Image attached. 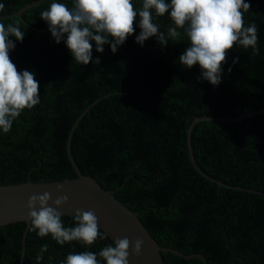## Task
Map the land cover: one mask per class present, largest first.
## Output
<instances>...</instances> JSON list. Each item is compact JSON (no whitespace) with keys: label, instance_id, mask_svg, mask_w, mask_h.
Here are the masks:
<instances>
[{"label":"trees","instance_id":"obj_1","mask_svg":"<svg viewBox=\"0 0 264 264\" xmlns=\"http://www.w3.org/2000/svg\"><path fill=\"white\" fill-rule=\"evenodd\" d=\"M34 1L0 0V22L18 23L25 34L22 42L9 37L15 44L11 61L18 71L34 73L40 92V102L25 109L8 133L0 129V185L75 178L67 139L89 111L75 140L77 163L145 220L159 245L200 254L207 264H264V198L202 177L187 147L195 117L240 116L264 108V0H245L250 4L245 26L256 25L259 54L234 46L217 86L202 79L198 64L188 68L179 63L190 46L183 30L178 42L166 46L155 36L142 46L137 43L138 15L134 34L115 53L109 44L103 53L96 52L93 41V62L80 64L66 36L56 43L40 19L52 2L71 8L73 0L28 9L21 15L25 22L9 16ZM133 4L139 10L142 0ZM153 17L161 31L174 26L168 13ZM192 149L211 178L264 194V114L241 122L203 123L193 130ZM24 231L0 233V264H64L68 254L82 251L96 253L106 264L98 254L112 244L103 236L90 246L79 241L61 246L51 234L42 238L29 228L22 259ZM45 244L47 251L37 262ZM162 257L164 264H205L199 257L185 259L172 252Z\"/></svg>","mask_w":264,"mask_h":264},{"label":"clouds","instance_id":"obj_2","mask_svg":"<svg viewBox=\"0 0 264 264\" xmlns=\"http://www.w3.org/2000/svg\"><path fill=\"white\" fill-rule=\"evenodd\" d=\"M4 4L0 3V10ZM250 4L245 0H142V7L137 10L133 0H73L70 8L65 3L52 2L48 10L41 12L42 20L46 21L49 31L56 43L64 40L74 61L87 65L93 62L92 53H103V45L109 44L115 53L118 46L135 32V19L140 18L141 32L136 36V42L141 46L149 38L155 36L157 41L166 46L169 41L178 42L181 30L190 41L179 63L188 68L199 65L201 77L213 86L221 83L222 65L226 62L227 53L234 46L244 49L252 48L259 54L257 48V29L253 23L245 26L244 13L248 12ZM156 17L170 15L174 26L166 32L160 30V25L154 22ZM23 41L25 34L18 23L0 22V129L8 133L25 109H32L39 101V82L30 71H18L11 61L10 51L15 44L9 37ZM235 62V61H234ZM94 63L99 64V58ZM231 71V69H229ZM62 191V186H57ZM52 199L49 192L34 194L27 202L28 220L32 230L39 237L51 234L58 244L79 241L85 246L92 245L103 234L98 225V218L92 210L77 209L74 215L75 226L65 227L62 213L57 209L67 204L66 195L58 196L49 206ZM143 241L134 242L127 238L116 239L113 244L104 247L99 257L106 264H129V249L139 255ZM47 245H43L37 262L43 259ZM64 264H101L96 253L82 251L67 255Z\"/></svg>","mask_w":264,"mask_h":264},{"label":"water","instance_id":"obj_3","mask_svg":"<svg viewBox=\"0 0 264 264\" xmlns=\"http://www.w3.org/2000/svg\"><path fill=\"white\" fill-rule=\"evenodd\" d=\"M48 1L50 0L34 1L9 16H17L22 19L21 15L23 12ZM22 21L25 22L23 19ZM88 113L89 111L79 119L78 123H75L67 139V155L76 173L75 178H66L50 182H33L28 180L22 183L0 185V233L25 229L22 237L23 259L26 235L28 229L32 228L31 222L27 218L29 211L27 208L28 199L34 194H42L47 191L52 197L49 201V206L55 207L52 201L58 196L66 195L68 197L67 204L62 205L57 209L62 213L61 219L63 223H75L73 217L77 209L85 211L92 210L98 218V225L103 236L109 238L112 244L116 239L122 238H127L131 242H134L136 239L142 240L143 245L139 255H135L131 248L129 249V264H164L162 257L163 252H172L185 259L199 257L205 264H207L205 258L200 254H193L191 256L184 255L183 253L165 245H159L149 224L145 220L121 203L114 196V191L104 189L93 177L86 175L83 172L75 159L74 145L78 131ZM258 114H264V108L256 111L252 110L240 116L195 117L187 131L189 159L195 170L202 177L218 184L219 186L264 198L263 193L245 190L240 187H232L220 181H216L209 175L205 174L196 162L192 149L193 130L203 123L241 122L248 117ZM58 185L62 186V191H57Z\"/></svg>","mask_w":264,"mask_h":264},{"label":"bare ground","instance_id":"obj_4","mask_svg":"<svg viewBox=\"0 0 264 264\" xmlns=\"http://www.w3.org/2000/svg\"><path fill=\"white\" fill-rule=\"evenodd\" d=\"M221 213V212H220Z\"/></svg>","mask_w":264,"mask_h":264}]
</instances>
